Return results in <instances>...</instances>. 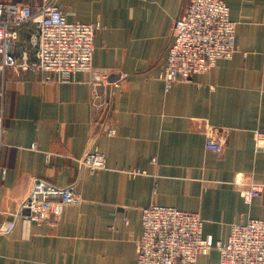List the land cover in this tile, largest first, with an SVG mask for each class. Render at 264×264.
I'll return each mask as SVG.
<instances>
[{"label":"crops","instance_id":"1","mask_svg":"<svg viewBox=\"0 0 264 264\" xmlns=\"http://www.w3.org/2000/svg\"><path fill=\"white\" fill-rule=\"evenodd\" d=\"M0 2L52 3L71 21L99 25L89 72L52 83L17 67L0 74V227L15 221L0 234V264H136L141 210L151 203L199 213L216 240L233 222L264 219V147L255 144L258 133L264 144V0H224L236 23L233 56L167 91L160 73L187 0ZM34 31L22 25L14 53L33 57ZM87 150L103 168L78 163ZM240 178L263 184L249 203ZM36 180L74 185L79 201L54 222L31 221L19 207ZM197 264H218V252Z\"/></svg>","mask_w":264,"mask_h":264},{"label":"built area","instance_id":"2","mask_svg":"<svg viewBox=\"0 0 264 264\" xmlns=\"http://www.w3.org/2000/svg\"><path fill=\"white\" fill-rule=\"evenodd\" d=\"M26 23L35 26L29 38L33 57L26 49L20 55L14 53L18 28ZM98 28V23L69 20L68 13L52 3L33 9L27 4L0 2V74L5 67H17L40 74L44 82L52 83L59 73L89 72ZM235 28L224 0H187L173 22L172 41L160 73L165 90L175 82L190 81L194 75L208 71L219 59L231 58L236 50ZM3 98L4 87L0 85V148L4 135ZM114 133L115 129L107 132ZM262 136L256 134L260 147H264ZM206 147L220 150L219 143L210 137ZM97 154L86 153L78 162L90 171L101 169L104 159ZM136 173L138 170L131 171ZM237 183L244 186L242 197L246 203L263 190L259 182L243 183L240 178ZM56 196L58 200L51 199ZM79 198L74 185L58 188L36 180L19 212L27 211L31 221L51 223L61 216L67 204L76 203ZM141 226L135 241L136 264H197L198 257L211 250L218 252V264H264V219L233 222L225 238L216 240L204 233L199 213L151 203L142 208ZM14 227V220L4 223L0 234H8Z\"/></svg>","mask_w":264,"mask_h":264},{"label":"rangeland","instance_id":"3","mask_svg":"<svg viewBox=\"0 0 264 264\" xmlns=\"http://www.w3.org/2000/svg\"><path fill=\"white\" fill-rule=\"evenodd\" d=\"M217 61H218V60H217ZM191 80H192V79H191ZM110 129H114V128H113L112 126H110V127H108V128L106 129V132H108V130H110ZM258 139L261 140L262 138L259 137ZM215 141H216V140H215ZM255 144H256V148H258V149H261V148H262V147H260L261 145L258 146L256 140H255ZM90 152H92V151H91V150H87V151L84 153V155H83L82 157H80L78 160H83V158L85 157L86 153H90ZM97 155H99V153H98ZM78 163H79V162H78ZM81 165H82V164H81ZM83 166H84V165H83ZM26 197H27V196H26ZM26 197H25V198H26ZM25 198H24V199H25ZM24 199H23V200H24ZM23 200H22V201H23ZM22 201H21V202H22ZM20 204H21V203H20ZM141 211H142V210H141Z\"/></svg>","mask_w":264,"mask_h":264},{"label":"trees","instance_id":"4","mask_svg":"<svg viewBox=\"0 0 264 264\" xmlns=\"http://www.w3.org/2000/svg\"><path fill=\"white\" fill-rule=\"evenodd\" d=\"M21 27H22V25H21ZM21 27H19V28H18V33H19V31H20ZM31 46H32V45H31Z\"/></svg>","mask_w":264,"mask_h":264}]
</instances>
